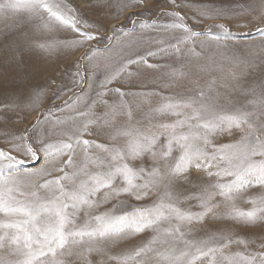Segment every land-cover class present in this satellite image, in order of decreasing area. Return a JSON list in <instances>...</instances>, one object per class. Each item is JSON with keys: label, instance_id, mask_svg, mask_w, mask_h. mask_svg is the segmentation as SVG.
I'll return each mask as SVG.
<instances>
[{"label": "snow or ice", "instance_id": "snow-or-ice-1", "mask_svg": "<svg viewBox=\"0 0 264 264\" xmlns=\"http://www.w3.org/2000/svg\"><path fill=\"white\" fill-rule=\"evenodd\" d=\"M86 7L0 0V264H264V0Z\"/></svg>", "mask_w": 264, "mask_h": 264}, {"label": "rangeland", "instance_id": "rangeland-1", "mask_svg": "<svg viewBox=\"0 0 264 264\" xmlns=\"http://www.w3.org/2000/svg\"><path fill=\"white\" fill-rule=\"evenodd\" d=\"M71 3H73L74 6H80L81 8H84L87 12V3L88 0H70ZM204 0H177V4L181 3H187L191 7L190 8H175L171 3L170 0H145V7L150 8V12H145V16L149 19L157 18L159 17L161 21H167L170 19L169 17L164 16V13L166 11H180L182 13H186L189 17L195 15V9L197 5L203 3ZM143 9H130L129 11H142ZM89 16H91L93 19L95 18L94 14L91 12H87ZM127 15V14H125ZM143 18V17H142ZM121 21H124V17H121ZM192 22V21H190ZM225 21L222 20H205L202 23L196 25L197 30L207 28L210 24H216V23H224ZM109 23H118V21L114 19H109ZM129 26H131L129 24ZM256 23L253 22L252 24H249L247 28L242 27H236L234 26L233 30L239 33H244L245 38L248 40H259L258 34L254 31L256 27ZM252 29V31H250ZM103 45H101L102 47ZM80 53L77 52L75 55L71 58H67L63 55L60 56H54L51 59H46L44 61L40 62L42 70L38 75H33L31 79V84H38L42 86L48 87V95L43 98V103L41 104V109L44 107H48L50 105H61L63 100H67L69 97L72 96L73 92H79L80 89L74 88L71 83V72H74V68H70L72 61L79 56ZM155 62V61H152ZM163 62V61H161ZM64 85H67V87H64ZM9 85H5V87H8ZM59 86V87H58ZM71 89V91H69ZM54 91L60 92V98L59 99H53L52 93ZM21 117L27 116V112H22ZM34 120L33 116H28L27 119L20 121L17 120L16 117H13V121L15 122L16 126H24L32 122ZM0 146H3V138L0 137ZM37 164H28L24 167H36Z\"/></svg>", "mask_w": 264, "mask_h": 264}]
</instances>
